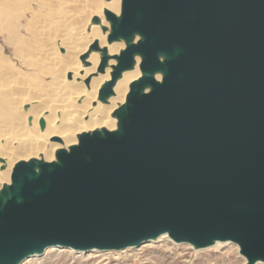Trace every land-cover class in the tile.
<instances>
[{
	"label": "water",
	"instance_id": "95a60500",
	"mask_svg": "<svg viewBox=\"0 0 264 264\" xmlns=\"http://www.w3.org/2000/svg\"><path fill=\"white\" fill-rule=\"evenodd\" d=\"M104 17L109 27L91 24L125 47L111 55L95 40L81 56L88 66L100 53L101 73L116 60L98 100L137 58L141 75L114 130L14 165L0 184V264L162 236L196 251L233 244L264 264V0H121Z\"/></svg>",
	"mask_w": 264,
	"mask_h": 264
},
{
	"label": "bare ground",
	"instance_id": "6f19581e",
	"mask_svg": "<svg viewBox=\"0 0 264 264\" xmlns=\"http://www.w3.org/2000/svg\"><path fill=\"white\" fill-rule=\"evenodd\" d=\"M120 5L121 0H0V184L10 182L20 160L52 161L59 148L78 142L79 133L116 128L112 114L141 75L140 58L102 103L99 90L116 60L101 73L100 53H88V66L81 56L95 40L111 55L125 47L123 41L108 43L102 31L109 27L104 11L119 14ZM94 15L102 26L91 24Z\"/></svg>",
	"mask_w": 264,
	"mask_h": 264
},
{
	"label": "rangeland",
	"instance_id": "374dc122",
	"mask_svg": "<svg viewBox=\"0 0 264 264\" xmlns=\"http://www.w3.org/2000/svg\"><path fill=\"white\" fill-rule=\"evenodd\" d=\"M143 245L125 249L124 252H94L93 256L68 249L50 248L39 256L40 258L24 261L22 264H245L246 262L239 254L238 247L233 244L220 243L196 251L189 245L175 244L166 236H162L157 243Z\"/></svg>",
	"mask_w": 264,
	"mask_h": 264
}]
</instances>
